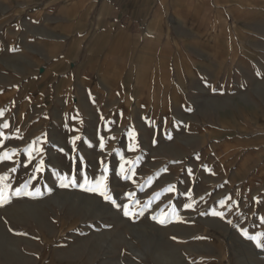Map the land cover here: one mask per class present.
Masks as SVG:
<instances>
[{
  "label": "crops",
  "instance_id": "obj_1",
  "mask_svg": "<svg viewBox=\"0 0 264 264\" xmlns=\"http://www.w3.org/2000/svg\"><path fill=\"white\" fill-rule=\"evenodd\" d=\"M3 123L22 162L51 142L56 170L161 173L148 224L163 207L171 247L264 250V0H0Z\"/></svg>",
  "mask_w": 264,
  "mask_h": 264
},
{
  "label": "rangeland",
  "instance_id": "obj_2",
  "mask_svg": "<svg viewBox=\"0 0 264 264\" xmlns=\"http://www.w3.org/2000/svg\"><path fill=\"white\" fill-rule=\"evenodd\" d=\"M5 124H0V177L7 178L0 179V264H227L212 261L217 236H184L182 247H171L163 207L152 220L161 227L148 224L149 189L158 191L163 176L137 170L143 160L126 155L112 170L85 172L72 170L69 157L61 155L56 170L46 152L49 142L28 149L22 162L20 140ZM92 158L91 167H107L103 158ZM41 161L43 169L37 171ZM103 185L115 205L99 194ZM249 237H260L264 247V237ZM231 254L234 263L264 264V250Z\"/></svg>",
  "mask_w": 264,
  "mask_h": 264
},
{
  "label": "snow or ice",
  "instance_id": "obj_3",
  "mask_svg": "<svg viewBox=\"0 0 264 264\" xmlns=\"http://www.w3.org/2000/svg\"><path fill=\"white\" fill-rule=\"evenodd\" d=\"M4 127L6 128V127H8V125L5 124ZM132 135H134V134H132ZM4 158H5V159H8V158H9L7 153L4 154ZM42 169H43V161H41V163H40V167L37 168V171H41ZM123 170H124V167H123V164H122V165H121V172H123ZM13 171H14V169H13ZM105 171H107L106 168H105ZM126 178H127V177H126ZM0 179H7V178H6V177H0ZM101 183H102V182H101ZM169 190H172V189L170 188ZM99 194H100L105 200H109V201H111V203H113V204L115 205V201L112 200L111 196L108 194V192H107V190H106V185H103L102 187H100V189H99ZM127 214H128V213L125 212V215H127ZM214 214H216V213H214ZM244 235L247 236V233H244ZM249 239L254 240V241L256 242L257 247H262V245H261V243H260V237H249Z\"/></svg>",
  "mask_w": 264,
  "mask_h": 264
}]
</instances>
